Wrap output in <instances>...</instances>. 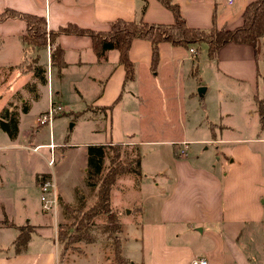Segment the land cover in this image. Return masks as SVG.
Wrapping results in <instances>:
<instances>
[{"label":"crops","instance_id":"crops-1","mask_svg":"<svg viewBox=\"0 0 264 264\" xmlns=\"http://www.w3.org/2000/svg\"><path fill=\"white\" fill-rule=\"evenodd\" d=\"M252 1L170 0L178 7L185 26L201 31L210 28L230 31L239 26L243 10ZM4 10L41 16L46 31L51 33L70 24L98 33L106 31L115 19L140 20L151 25H171L174 21L159 0H0V13ZM23 33L24 25L18 19L0 22V72L10 74L8 84L12 87L5 98L14 96L18 100L17 107L13 103L11 108L0 111V117L2 112L15 116L16 134L13 139L7 137L10 142L18 135L20 116L29 114L28 105L33 100L29 91L39 83L46 84V94L42 96L41 111L35 113L29 123L34 134H38L40 128L36 126V119L43 115L49 103H53L60 106L62 112L53 121L64 117L71 130L75 125L86 127V135H95L102 141L82 145L84 153L88 146L113 145L138 151L139 143L132 134L144 126L159 141L155 144L162 148L157 157L161 166L156 172L158 183L154 184V191L140 196L141 200L133 207L134 214L127 210L126 216L116 214L112 227L107 221L103 225L105 230L115 231L112 240L120 243V257L126 264H189L195 258L206 264H256V260H259L257 264H263L264 176L260 154L253 151L252 145L264 146V137L249 136L246 129L238 134V126L233 132L235 138L223 137L219 132L221 120L238 117L241 107L229 110L216 102L209 110L198 104L199 111H195L194 101L203 102L211 87H221L229 92V99L243 103L242 117L253 118L248 109H254L252 105L256 106V101L264 103V55L262 67L258 68L255 46L260 45L264 51V41L258 40L253 46L225 44L212 59L207 58L204 45L189 53L192 48L171 47L162 42L157 45V61L152 68L148 41L133 39L127 49V58L134 65V76L130 83H124V70L117 63V52L107 51L98 59L89 37L58 35L48 50L46 45L37 51L22 45L19 38ZM55 47L60 49V67L50 62V51ZM23 58L32 68L25 74L15 69ZM204 66L207 80L201 77ZM27 69L23 67L21 71ZM256 110L258 116L257 106ZM50 130L47 144L23 148L35 155L45 150V156L40 157L48 168L55 163L54 145H57L51 140ZM251 132L256 134L254 130ZM64 141L62 137L61 142ZM49 144L53 146L52 166L47 165ZM72 145L77 146L76 143ZM191 145H212L217 155L225 150L222 152L226 165L217 174L211 163L219 158L211 160L206 155L189 159L186 150ZM34 147L41 148L32 152ZM180 150L183 156L178 153ZM44 176L49 180V174L40 177ZM56 195L62 206H66L62 209L73 206L66 205ZM110 208L115 210L111 205ZM131 216L137 218L135 225ZM122 223L129 235L136 234L145 242V256L141 261L123 256L118 237ZM16 227H26L30 232L24 248L17 252L12 245L18 234ZM61 227L71 231V225L56 209L31 210L16 226L5 220L0 225V264H88L89 261V264H115L111 237L102 244V251L96 247L102 243L98 236L90 238V243L68 244L57 240ZM8 229L14 234H9ZM132 243L139 242L133 239ZM137 251L141 253L142 250Z\"/></svg>","mask_w":264,"mask_h":264},{"label":"rangeland","instance_id":"rangeland-1","mask_svg":"<svg viewBox=\"0 0 264 264\" xmlns=\"http://www.w3.org/2000/svg\"><path fill=\"white\" fill-rule=\"evenodd\" d=\"M259 40H261V42L264 41V37ZM255 46L257 49L256 62L258 68H261L264 51L261 50L260 45L257 44ZM190 48L195 49L193 46ZM204 69H206L205 66L201 68V77L207 80ZM195 75L197 76L196 73ZM10 78V74L6 71L0 72V111L3 108H11L10 106H12L13 103L16 105V107L18 106V100H16L14 96L5 98L6 93L8 91H12L11 85L8 84L10 82ZM192 78L195 79L193 75ZM260 84L261 83L259 81L258 88L260 87ZM235 92L236 95L239 94L238 90H235ZM207 93L208 94L204 97L205 99L203 102L198 103L197 99L194 101L195 111H199V105H204L206 106V110L207 108L209 110V106L214 105L216 102L217 104L224 108H228L229 110L234 109L235 107H241L238 117L235 116L233 119L224 118L221 120L219 132H221L223 137L235 138V133L233 134V132H235L234 130L237 126L239 131L238 134H243L241 133L242 129H246L249 132V136L252 135L254 137H264V128H259V126H264V118L257 116V110L254 104L252 105L254 106V109H248V112H251L253 118L246 119V116L242 117V109L244 107L243 103H240L239 100L237 101L236 99H229L231 95L225 89H222L221 87L219 89L216 87H211ZM29 94L33 99L28 105L30 108L29 114L26 117L20 116L18 121L19 132L14 141L10 142L7 136L0 131V225L1 222L4 223V221L7 220L16 226L18 223H21L24 216H28L29 211L37 208L40 209L41 204L40 201H38L39 188L35 183V179L47 173L49 174V181L52 184L55 193V209L61 218L63 220H67V223L71 225V231L67 230V227H61V229H58L64 234L60 240L64 241L65 243L72 244L70 242V238L75 237L77 234H82L84 232L83 228H85L86 234L84 236H88L89 238L98 236L102 239V243L96 247L103 251L104 245L102 244H106L105 240L108 239L107 237H111V243L114 245L112 241L115 239L112 240V238L116 235L113 229L105 230L103 228V225H105L104 223L107 221L106 215L98 219L93 218L90 219V221H86L83 220V215L80 214L81 212L86 211V209L95 202L93 196L94 190L90 191V188L84 184V169L86 166L87 155L84 153L82 145H88L90 144L89 142L101 143L102 141H100L99 137L95 135H86V127L83 128L81 126L75 125L73 130H71V125L65 122L64 117L58 121H52L49 126L50 128L47 126L40 127L37 129L38 134H34V130L32 129L31 125L29 126V123L32 121L34 114L40 112L42 109L44 104L42 102V96L46 94V84L41 85L39 83V85L35 86V89L29 91ZM196 95L197 98H199L197 93ZM186 115L187 117H190V115ZM144 127H139L138 133L132 134L133 139L139 143L138 154L140 155V161L138 169L140 171V175L119 176L117 179L118 181L114 183L115 186L112 188L109 194L108 199L110 205L115 208V210L111 209L115 219L116 214L126 216L127 210H131V213L134 214L135 211L133 210V207L136 206V201L138 202L141 200V195H148L151 193V191H154V184L158 183L156 172L161 164L157 160V157L161 154L160 151H162V148H158L156 146L155 142H159L156 141L158 139H154V137L150 135L149 129H147L146 126ZM49 129H51V140L54 142V144H60L58 146L54 145L56 147L54 154L55 163L50 168L46 166L45 160L40 157L41 155L45 154V150H39L37 155L23 150V148L29 147V145L34 146L37 143L43 145L47 144ZM230 129H233V131L231 132ZM252 130H254L256 134H254V132L252 133ZM29 134L31 135L32 139L28 138ZM62 137H64V143L61 142ZM29 139L31 142H29ZM73 143H76L77 146L72 145ZM252 146L253 151L260 154V165L262 166L261 174L264 176V146H259L256 144ZM61 147L62 149H59ZM121 151H123L124 154H127V159L121 156L119 158V162L124 163L127 160L129 162L133 161L135 156L133 152L128 149H122ZM222 151L224 153L226 152L225 150ZM222 151L219 155H217L214 146L212 145H191L186 150L189 159H192L194 156L203 157L206 155H209L211 160L214 159V157L219 158L217 162L211 163V165L215 166V171L217 174H219L222 166L224 167L226 165V156ZM179 154L181 156L184 155L181 153ZM107 164L108 163L106 162L105 167ZM140 168H142L144 175H141ZM145 175H147L148 178L143 179ZM56 193L59 195V197H61L62 200H64L66 205L73 206L68 208V210L62 209L66 206H62L63 204L61 200H58ZM77 209H80V211H77ZM131 221L135 225L137 222L136 216H131ZM91 222H94V224L91 225ZM109 225L112 227L113 222H110ZM123 225L124 223L121 225L122 228ZM77 229L80 231H77ZM131 232L134 234L136 233L133 230ZM8 233L13 235L14 231L8 229ZM118 237L122 243L123 256L135 262L141 261L144 258L145 253L143 251V245L145 242H143L142 237L137 236L139 237L137 238L136 234L129 235V232L127 233L125 228L122 229ZM133 239H136L139 243H132ZM0 243H2V239H0ZM137 248L140 251L142 250L141 253L137 251ZM262 261L264 264V258ZM257 263H259V260H256V264Z\"/></svg>","mask_w":264,"mask_h":264},{"label":"trees","instance_id":"trees-1","mask_svg":"<svg viewBox=\"0 0 264 264\" xmlns=\"http://www.w3.org/2000/svg\"><path fill=\"white\" fill-rule=\"evenodd\" d=\"M172 15L173 24L171 25H151L144 21H122L115 19L110 23L106 31L93 32L89 30H81L74 25H68L64 28L56 30L54 33L47 32L43 17H38L29 14H20L13 10H4L0 13V22L13 18L18 19L24 25V33L19 38L24 47L32 48L34 50L44 49L45 46L53 45L55 37L58 35H76L89 37L92 43V49L96 53V57L100 59L103 53L107 51L117 52V63L122 66L124 70V83H130L134 76V65L128 61L127 49L133 39L146 40L150 45L151 56L150 65L153 68L157 61V45L159 43H167L169 46H178L188 49L191 46L198 48L205 46L206 56L212 59L218 49L228 43L240 45H255L256 42L264 37V0H254L246 5L240 18L241 24L232 30L210 28L208 30H197L187 28L179 17L178 7L171 4L170 0H159ZM144 6L142 8L143 12ZM50 62L53 66L60 67L61 53L60 49L55 47L50 51ZM23 67L28 68L27 71H21ZM15 69L20 70L22 74L32 70L30 63L25 59L15 66ZM258 107V116L264 115V103L256 101ZM81 114H75L79 116ZM15 116L8 115L2 112L0 117V130H2L9 139H13L16 134ZM120 145L113 146H88L85 149L86 158V172L84 176V184L93 191L95 202L92 203L84 212H79L83 215V220L90 221V219L98 216H108V222H114L115 217L111 212L109 205V193L115 185L118 177L121 175L139 176L140 171L139 161L140 155L136 148L131 152L135 155L133 161L119 162V158L123 156L126 158L127 154L121 151ZM127 159V158H126ZM125 159V160H126ZM108 163L105 167V163ZM47 177H40L36 183L39 185L45 181ZM80 211V209H77ZM82 221V220H81ZM80 223V222H79ZM4 224V223H2ZM1 224V225H2ZM18 231L17 237L13 241V246L17 252L24 248L29 237V230L26 227H16ZM77 231H80L77 229ZM86 234L85 230L82 234H77L70 238L71 243L76 241H83L90 243L91 239ZM64 234L60 230L57 232V240ZM113 258L116 264H126L124 258L120 257L119 249L120 243L117 240L113 241Z\"/></svg>","mask_w":264,"mask_h":264},{"label":"built area","instance_id":"built-area-1","mask_svg":"<svg viewBox=\"0 0 264 264\" xmlns=\"http://www.w3.org/2000/svg\"><path fill=\"white\" fill-rule=\"evenodd\" d=\"M48 48L49 47L47 46L46 49L48 50ZM189 53H193V49H189ZM61 113L62 112H61L60 106L54 105L53 103H49V106L45 110L43 115L39 116L36 119L35 121L36 125L38 127H42L43 125L49 127L53 119L57 117V115H60ZM40 148L41 147H34L31 149V151L36 152ZM47 148L49 149V159H48L47 165L52 166L54 162V158L51 153L53 149L52 144L47 145ZM179 153L184 154L182 150H180ZM38 186H39L38 201H40V204H41V207H40L41 211L46 212V211L55 209V206H56L55 193H54V189L50 181L46 179L45 181L40 183ZM189 264H206V263L202 259L195 258L191 260Z\"/></svg>","mask_w":264,"mask_h":264},{"label":"water","instance_id":"water-1","mask_svg":"<svg viewBox=\"0 0 264 264\" xmlns=\"http://www.w3.org/2000/svg\"><path fill=\"white\" fill-rule=\"evenodd\" d=\"M198 91H201V90H198Z\"/></svg>","mask_w":264,"mask_h":264}]
</instances>
